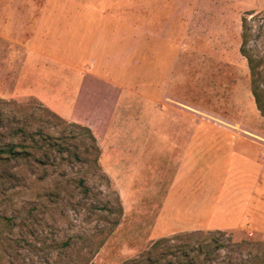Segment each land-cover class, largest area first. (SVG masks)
<instances>
[{"label": "rangeland", "instance_id": "1", "mask_svg": "<svg viewBox=\"0 0 264 264\" xmlns=\"http://www.w3.org/2000/svg\"><path fill=\"white\" fill-rule=\"evenodd\" d=\"M112 1L118 20L132 24L126 30L129 79L135 88L141 77L147 79L155 101L158 95L163 100L158 92L161 84L173 85L170 95L180 103L175 105L180 110L178 132L188 133L189 122L196 120L207 122L217 131L253 133L260 116L249 93L245 59L238 51L240 20L244 17L247 24L246 49L264 60V0ZM142 55L146 57L141 61ZM119 69L117 79L123 80L126 70ZM4 100L21 104L26 109L23 118L33 128L49 124L52 132H59L64 127L33 104V98ZM167 100L164 99L167 105L174 106ZM125 104L132 106L125 115L126 122L116 124L114 120L108 127L91 122L88 115L92 110L55 109L62 120L67 119L66 123H74L68 119L90 120L89 126H82L90 129L102 149L103 156L98 158L100 172L87 175V196L79 195L73 185H64L58 193L54 191V172L62 167L68 177L74 178L85 170L77 162L56 161L54 165L37 166L18 161L0 165V264H62L60 260L66 259V253L54 248V242L79 237L78 241L86 245L93 230L104 226L105 218L114 217L107 211L115 209L116 199L122 210L118 225L91 264L139 261L150 245L161 238H171L167 243L171 247L189 242L188 252L184 253L188 256L184 257L192 258V264H264L262 236L194 231L188 224L187 213H180L173 220L163 219L164 215L161 218L160 196L164 189L158 183L157 164L162 158L172 163V155L178 153L173 144L169 145L172 141L163 145L155 139L157 111L152 105L156 103L141 105L136 99H127ZM117 111L114 110L116 115ZM165 127L164 133H173L172 125ZM136 135L139 137L135 138ZM185 143L182 141L181 145ZM83 149L79 147L80 151ZM126 151L136 158L143 156L140 164L135 166L122 159L121 165L112 164L111 152L124 159ZM47 193L56 194V198L49 200L57 203L48 202L44 197ZM184 257L175 255L171 248L158 264H184Z\"/></svg>", "mask_w": 264, "mask_h": 264}, {"label": "crops", "instance_id": "2", "mask_svg": "<svg viewBox=\"0 0 264 264\" xmlns=\"http://www.w3.org/2000/svg\"><path fill=\"white\" fill-rule=\"evenodd\" d=\"M113 7L112 0H0V98H33L59 118L55 109L92 110L91 122L105 127L114 120L126 122L132 108L127 99L156 103L155 139L163 145L172 141L169 145L178 153L172 163L162 158L157 164L164 189L161 218L187 213L194 231L264 237V118L258 117L253 133L217 131L196 120L189 122L188 133L178 132L180 110L175 105L180 103L170 95L173 85L161 84L163 100L158 95L155 101L147 79L141 77L136 88L129 79L126 30L132 24L119 21ZM118 68L126 70L123 80L117 79ZM166 125L173 126V133H164ZM109 155L116 165L122 159L137 166L143 159L129 151L124 159L115 152Z\"/></svg>", "mask_w": 264, "mask_h": 264}, {"label": "trees", "instance_id": "3", "mask_svg": "<svg viewBox=\"0 0 264 264\" xmlns=\"http://www.w3.org/2000/svg\"><path fill=\"white\" fill-rule=\"evenodd\" d=\"M240 45L239 54L245 59L248 70L249 93L253 99L256 111L260 117L264 118V60L254 57L246 46L249 40L246 20L244 17L240 20ZM33 104L41 108L50 118L56 120V123L63 125L59 132H52L49 124L33 128L31 124L23 118L25 108L14 101H6L0 98V165L5 166L10 162L29 161L34 165L44 166L56 161L70 163L71 161L84 165L85 170L76 174L74 178L68 177L64 168L58 167L55 171L57 181L54 184V191L58 193L64 185H73L78 190L79 195L87 196L89 188L86 185L87 175L90 173L100 172L98 158L100 150L96 143L95 137L89 128L76 124L66 123L40 104ZM22 116V118H21ZM22 119V122L19 120ZM67 127V129H65ZM82 146L83 151L79 150ZM58 190V191H57ZM48 202L53 204L57 201L49 200L56 198V194L47 193L44 195ZM111 209V208H110ZM108 209L107 212L114 215L112 219H104L105 225L95 228L87 238V244L82 245L78 241L79 237H67L62 241L54 242V248L63 250L66 253V259L60 260L62 264H91V259L102 247L106 239L118 225L121 217V207L116 199L115 209ZM80 240V239H79ZM171 238H161L153 242L149 249L142 255L144 258L139 260L145 264H158L164 254L169 253L174 248L175 255L188 256V243L167 246ZM78 246L76 249L75 247ZM184 264H192V258H185ZM137 260H129L126 264H138ZM125 264V263H124Z\"/></svg>", "mask_w": 264, "mask_h": 264}]
</instances>
